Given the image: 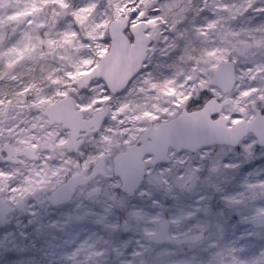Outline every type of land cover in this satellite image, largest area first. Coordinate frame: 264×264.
<instances>
[{
    "label": "snow or ice",
    "instance_id": "1",
    "mask_svg": "<svg viewBox=\"0 0 264 264\" xmlns=\"http://www.w3.org/2000/svg\"><path fill=\"white\" fill-rule=\"evenodd\" d=\"M257 154L264 0H0V220L56 206L66 264H264Z\"/></svg>",
    "mask_w": 264,
    "mask_h": 264
},
{
    "label": "rangeland",
    "instance_id": "2",
    "mask_svg": "<svg viewBox=\"0 0 264 264\" xmlns=\"http://www.w3.org/2000/svg\"><path fill=\"white\" fill-rule=\"evenodd\" d=\"M208 150V149H206ZM239 163V161H237ZM161 167H167L162 165ZM264 169V155L257 154L255 158L240 166V175L258 172ZM165 208H172L175 201L171 197L161 196ZM193 198H185L183 203H193ZM31 203V201H30ZM59 219V209L48 207L39 222L29 223L26 214L16 212L6 219L0 220V264H51L52 249L57 243H62L66 251H72L88 235L89 229L84 228L79 233L64 232L49 226ZM239 217L233 214L226 223L228 239H237L244 235L250 247L264 244L259 235L249 233V226L241 224ZM95 229H93L94 231ZM23 233V235H21ZM130 234H126L127 239ZM175 258L182 259L194 253L188 248L173 249ZM204 255L205 253H201Z\"/></svg>",
    "mask_w": 264,
    "mask_h": 264
},
{
    "label": "clouds",
    "instance_id": "3",
    "mask_svg": "<svg viewBox=\"0 0 264 264\" xmlns=\"http://www.w3.org/2000/svg\"><path fill=\"white\" fill-rule=\"evenodd\" d=\"M71 251H66L62 243H57L52 249L51 264H66L65 257L69 256Z\"/></svg>",
    "mask_w": 264,
    "mask_h": 264
},
{
    "label": "water",
    "instance_id": "4",
    "mask_svg": "<svg viewBox=\"0 0 264 264\" xmlns=\"http://www.w3.org/2000/svg\"><path fill=\"white\" fill-rule=\"evenodd\" d=\"M211 146H208V148H210ZM207 149V148H206ZM158 164L160 165V164H167V162L166 161H160V162H158ZM51 207H53V208H56V206H51ZM246 226H249V225H247L246 224ZM250 227V226H249Z\"/></svg>",
    "mask_w": 264,
    "mask_h": 264
},
{
    "label": "flooded vegetation",
    "instance_id": "5",
    "mask_svg": "<svg viewBox=\"0 0 264 264\" xmlns=\"http://www.w3.org/2000/svg\"><path fill=\"white\" fill-rule=\"evenodd\" d=\"M160 167L162 166V165H159Z\"/></svg>",
    "mask_w": 264,
    "mask_h": 264
}]
</instances>
